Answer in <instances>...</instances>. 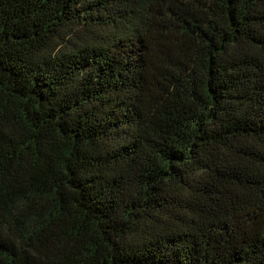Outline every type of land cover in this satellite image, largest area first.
<instances>
[{
    "label": "trees",
    "instance_id": "1",
    "mask_svg": "<svg viewBox=\"0 0 264 264\" xmlns=\"http://www.w3.org/2000/svg\"><path fill=\"white\" fill-rule=\"evenodd\" d=\"M0 264H264V0H0Z\"/></svg>",
    "mask_w": 264,
    "mask_h": 264
}]
</instances>
